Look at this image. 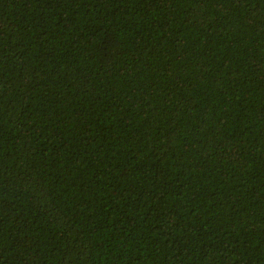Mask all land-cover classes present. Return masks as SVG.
Returning a JSON list of instances; mask_svg holds the SVG:
<instances>
[{
  "label": "trees",
  "instance_id": "16d2710c",
  "mask_svg": "<svg viewBox=\"0 0 264 264\" xmlns=\"http://www.w3.org/2000/svg\"><path fill=\"white\" fill-rule=\"evenodd\" d=\"M0 264H264V0H0Z\"/></svg>",
  "mask_w": 264,
  "mask_h": 264
}]
</instances>
